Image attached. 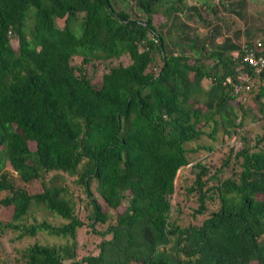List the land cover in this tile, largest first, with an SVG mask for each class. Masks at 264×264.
Returning a JSON list of instances; mask_svg holds the SVG:
<instances>
[{
  "label": "trees",
  "instance_id": "1",
  "mask_svg": "<svg viewBox=\"0 0 264 264\" xmlns=\"http://www.w3.org/2000/svg\"><path fill=\"white\" fill-rule=\"evenodd\" d=\"M120 2L0 0V244L33 238L13 264H264V67L244 60L264 57V0L263 37L242 42L216 40L209 0H136L140 19ZM222 6L247 19L245 0ZM237 135L216 167L190 163ZM188 164L191 215L215 205L199 225L171 203ZM32 208L61 221L26 224ZM85 226L100 240L79 255Z\"/></svg>",
  "mask_w": 264,
  "mask_h": 264
},
{
  "label": "rangeland",
  "instance_id": "2",
  "mask_svg": "<svg viewBox=\"0 0 264 264\" xmlns=\"http://www.w3.org/2000/svg\"><path fill=\"white\" fill-rule=\"evenodd\" d=\"M115 1V0H114ZM207 1V0H206ZM213 5L215 11V15L212 14L213 17H216V19L211 21V24L217 23V27L215 29V34H216V40H222L224 36H229L230 38L233 37V33L235 31H239L238 35V40L240 42L245 40V33L248 32H255L251 34L250 36H253V38H262L263 37V32L261 30H258V24L253 21V18L250 16L251 13V4L249 1H254V0H245V8L242 10V14L247 18V19H240L238 18L233 12L229 11L227 8H223L222 3L225 1L227 2H233L237 0H209ZM191 3V2H190ZM120 6H124L126 10L131 13V17L135 18H143L144 14L141 9L137 7V2L136 0H121L120 3L114 4V7L118 8ZM199 14L202 15L203 17L207 15L208 18L211 17L210 12L207 10L205 6L201 4V6L198 8ZM82 14H77L76 15V20L81 16ZM187 14L181 12H177L174 17H179V18H173L175 20V23L180 21V20H185ZM157 17L153 16L152 20L155 21ZM78 22H75L74 24H77ZM188 23L191 25H196L197 22L194 23V17L189 15V20ZM169 26V22L165 25V27ZM73 31L75 34H78V30L76 29V25L72 26ZM257 31V32H256ZM76 60V59H74ZM96 66L91 65L90 63L86 65V68L88 71H91L92 68H94L95 74H100L102 69L104 68L100 62H96ZM250 105L252 106V102H250ZM258 124V121L256 122V125ZM255 124H251L252 127L256 126ZM221 127L220 125H218ZM249 127L250 124L245 125V127ZM220 132V129L218 130ZM252 135V134H251ZM232 137V136H231ZM226 137L224 136L223 139L216 143L213 146V149L207 153L205 152H200L194 160H192L190 163H194L195 161L202 160L206 165L213 167L217 166L220 161V157L222 155L227 154L228 148L232 147L234 150L239 149L242 144H241V139H239V136H234V137ZM248 144L251 142V138H248ZM190 164V165H191ZM190 165H186L183 167H180L177 169L174 177V194L171 197V203L173 207L174 205H178L182 211V221L183 223H191V224H196L199 225L201 222V219L208 216V212L212 210L215 205L206 203V209L204 212L201 214H195L194 216L191 215V209H194L196 206V200L195 196L189 195V197L184 196V187L189 185L194 177L193 173L190 171ZM65 183L67 185H70L68 177L66 178ZM10 213L9 210H5L0 206V221H3L6 219L7 215ZM48 221L50 223L52 222H60L61 220L57 219L56 216L49 215L46 213L44 210L41 208H32L29 213L26 215L25 219L23 220L24 223H30L32 221ZM87 224V223H85ZM90 228L88 226H85L81 228L78 237V250H79V255H85L86 253H91L95 252L96 250V245L98 244L100 237L97 234L90 233L89 231ZM13 237L12 233H8L5 236L1 238V248L4 254L6 255L8 262L10 264H13V261L15 259L14 255V249L15 248H22L25 247L33 242V238H23L20 241H15L13 242L11 238ZM47 239L46 235H39V239L36 237V241ZM56 239H52L50 237L49 242L52 243ZM59 241V239H57ZM57 241V242H58Z\"/></svg>",
  "mask_w": 264,
  "mask_h": 264
},
{
  "label": "built area",
  "instance_id": "3",
  "mask_svg": "<svg viewBox=\"0 0 264 264\" xmlns=\"http://www.w3.org/2000/svg\"><path fill=\"white\" fill-rule=\"evenodd\" d=\"M258 44V43H257ZM244 59L247 61L249 65H251L256 71H259L262 67H264V58L261 56H254V53L249 51L247 52Z\"/></svg>",
  "mask_w": 264,
  "mask_h": 264
},
{
  "label": "clouds",
  "instance_id": "4",
  "mask_svg": "<svg viewBox=\"0 0 264 264\" xmlns=\"http://www.w3.org/2000/svg\"><path fill=\"white\" fill-rule=\"evenodd\" d=\"M256 43H259V42L257 41ZM261 46H264V44H263V45H259L258 47H261ZM246 54H247V53H246ZM246 54H245V56H246ZM245 56H244V57H245ZM254 56H261V55H255V54H254ZM261 57H263V56H261ZM263 58H264V57H263ZM244 60H245V59H244ZM245 61H246V60H245ZM246 62H247V61H246ZM250 66H251V65H250ZM251 67H252V66H251ZM252 68H253V67H252ZM253 69H254V68H253ZM254 70H255V69H254ZM255 71H256V70H255Z\"/></svg>",
  "mask_w": 264,
  "mask_h": 264
}]
</instances>
